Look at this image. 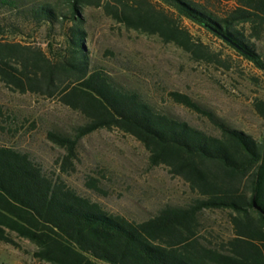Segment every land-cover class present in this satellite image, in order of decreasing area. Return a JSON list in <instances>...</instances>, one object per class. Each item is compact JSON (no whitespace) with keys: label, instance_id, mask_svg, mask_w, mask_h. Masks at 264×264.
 <instances>
[{"label":"trees","instance_id":"16d2710c","mask_svg":"<svg viewBox=\"0 0 264 264\" xmlns=\"http://www.w3.org/2000/svg\"><path fill=\"white\" fill-rule=\"evenodd\" d=\"M0 6L38 25L70 21L62 51L51 56L0 40L3 83L56 96L84 118L71 132L46 133L65 150L60 169L71 165L82 136L113 127L143 145L149 164L164 165L195 194L186 205H164L144 220H130L46 174L26 152L0 144V241L21 249L16 238L26 239L39 264H264V132L255 139L178 92L172 99L206 116L217 134L155 108L91 64L81 17L85 7H100L127 29L156 35L193 59L209 57L206 45L180 24L186 18L264 75L256 46L264 37V0H0ZM262 105L256 102L264 115ZM203 209L229 210L231 233L218 246L199 233Z\"/></svg>","mask_w":264,"mask_h":264},{"label":"rangeland","instance_id":"374dc122","mask_svg":"<svg viewBox=\"0 0 264 264\" xmlns=\"http://www.w3.org/2000/svg\"><path fill=\"white\" fill-rule=\"evenodd\" d=\"M43 1V0H33ZM229 5L223 2L219 6ZM65 11V3H58ZM84 46L94 66L108 72L120 85L137 90L155 108L171 113L208 133L217 134L206 116L174 101L171 92L187 95L229 126L260 140L264 132V75L202 27L179 20L193 39L206 45L209 57L193 59L172 43L113 21L100 7L87 6L81 14ZM69 19L52 27L20 17L0 6V40L39 47L50 55L62 51ZM264 57V37L256 42ZM84 121L77 111L56 96L7 86L0 80V144L26 152L42 170L58 175L77 193L98 202L105 210L140 221L164 205H186L195 194L164 165H151L148 152L133 136L116 128H99L76 143L71 165L60 169L64 148L47 139L48 131L71 132ZM229 210L203 209L199 233L214 246L231 233ZM21 249L0 241V264H39L30 255L34 246L16 238Z\"/></svg>","mask_w":264,"mask_h":264},{"label":"water","instance_id":"95a60500","mask_svg":"<svg viewBox=\"0 0 264 264\" xmlns=\"http://www.w3.org/2000/svg\"><path fill=\"white\" fill-rule=\"evenodd\" d=\"M253 206H254L256 209H259L254 203H253Z\"/></svg>","mask_w":264,"mask_h":264}]
</instances>
